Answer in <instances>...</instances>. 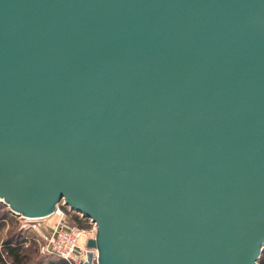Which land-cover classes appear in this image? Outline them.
<instances>
[{
    "label": "water",
    "instance_id": "95a60500",
    "mask_svg": "<svg viewBox=\"0 0 264 264\" xmlns=\"http://www.w3.org/2000/svg\"><path fill=\"white\" fill-rule=\"evenodd\" d=\"M0 199L78 264H257L264 0H0Z\"/></svg>",
    "mask_w": 264,
    "mask_h": 264
},
{
    "label": "built area",
    "instance_id": "2783aa9c",
    "mask_svg": "<svg viewBox=\"0 0 264 264\" xmlns=\"http://www.w3.org/2000/svg\"><path fill=\"white\" fill-rule=\"evenodd\" d=\"M51 216L56 218L51 221ZM21 218L24 220L22 228L32 234L30 237L37 243L41 254L60 257L69 264H78L87 259L86 251H92V261H96L97 251L86 245L87 240L93 238L96 232L95 224L91 220L90 226L79 227L64 217L59 204L50 215Z\"/></svg>",
    "mask_w": 264,
    "mask_h": 264
},
{
    "label": "rangeland",
    "instance_id": "374dc122",
    "mask_svg": "<svg viewBox=\"0 0 264 264\" xmlns=\"http://www.w3.org/2000/svg\"><path fill=\"white\" fill-rule=\"evenodd\" d=\"M59 206L64 213V217L69 222L74 223L79 227L90 226L89 218L85 217L81 212L71 209L68 205L64 204L63 200L59 202ZM55 218L56 216L49 217L51 221ZM23 224L24 220L21 218V216L10 211L8 209V206L0 199V249H3L4 240H6V238L10 234L12 235L14 233L20 234L21 239L23 238L24 240L23 242L25 243V246L31 245L30 243L32 241V238L30 237V235L32 236V234L22 228ZM41 256V253L37 251L34 262L35 260L38 261L40 258H42ZM257 264H264V249L259 259L257 260Z\"/></svg>",
    "mask_w": 264,
    "mask_h": 264
},
{
    "label": "trees",
    "instance_id": "16d2710c",
    "mask_svg": "<svg viewBox=\"0 0 264 264\" xmlns=\"http://www.w3.org/2000/svg\"><path fill=\"white\" fill-rule=\"evenodd\" d=\"M23 241L20 234H10L4 240L3 249H0V264H69L60 257L44 254H41L42 258L34 262L38 251L37 243L32 239L31 245L25 246Z\"/></svg>",
    "mask_w": 264,
    "mask_h": 264
}]
</instances>
